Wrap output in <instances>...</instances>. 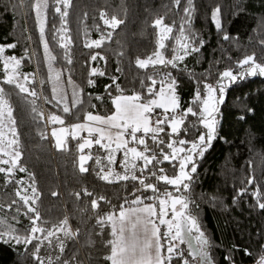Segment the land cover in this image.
Segmentation results:
<instances>
[{
  "label": "trees",
  "instance_id": "1",
  "mask_svg": "<svg viewBox=\"0 0 264 264\" xmlns=\"http://www.w3.org/2000/svg\"><path fill=\"white\" fill-rule=\"evenodd\" d=\"M33 2L34 0H0V46L16 44L15 48L6 49L5 55L23 57L27 49L29 55L34 52L36 58L42 62L44 53L39 41L35 12L32 10ZM185 4L186 0H182L180 7H176L173 0H72L67 17L68 35L73 41V62L69 65L63 59V49L52 39L54 28H59L61 22L50 0L46 25L47 39L54 53L58 55L57 67L68 70L62 71L61 79L69 101L72 87L67 81L71 77L80 91L81 99L86 102L87 110L93 114L108 115L114 111L109 92L113 96L120 94L113 84L114 77L118 78L116 83L124 95L139 93L146 102L152 98L147 94V88L151 86L147 76L151 75L159 81L160 76L157 73L171 71L179 84L177 91L183 109L192 103L198 88L203 90V84L198 81H203L205 76L208 77V83L215 84L219 72L227 68L238 72L235 61L253 53L258 62L264 63V46L260 44V40L264 39V0H194L191 30L204 41L200 51L188 55L176 69L162 65H149L146 69L137 68L135 60L146 59L157 48L159 29L153 25L158 18H163L164 24L173 27V33L164 41L166 47L162 50L166 57L172 56L171 48L175 46V37L179 35ZM217 6L221 8L223 30L235 37V42L224 41L222 34L212 24L211 11ZM101 12L105 13L108 19L116 16L124 23L113 31L104 25ZM109 31H112L110 39L107 38ZM101 35L105 36V40L100 48L85 47L86 43L99 39ZM97 53L105 59L101 60L98 56L96 61H92L91 55ZM93 67L105 75L89 77ZM117 68L121 71H117ZM21 71L39 72L30 87L51 97V85L46 83L41 88L39 84L41 78L47 77V69L42 63L38 67L36 59L31 62L24 60ZM3 75V66L0 63V80ZM89 78L94 82L92 85L87 82ZM3 86L6 89L10 87ZM155 88L159 90V82ZM97 96L103 97V100H97ZM13 101L14 115L22 121L18 129L23 144L21 163L35 178L40 199L34 207L40 212L42 219L48 222L43 226L51 229L52 225L59 224L67 216L69 227L73 231L79 230V238L73 240L65 238L62 233L57 234L67 245L64 256L71 257L76 253L80 264H108L103 257L109 253V249L104 246L103 241L111 238L108 235L110 228H105L104 236L95 235L93 226L96 221L90 201L104 196L105 200L98 199L100 208L97 211H119V206L125 199H134L132 193L139 187L138 181L109 184L98 179L96 173L100 170L94 157L85 165L89 172L81 174L78 161L81 153L77 148L81 141L72 140L69 136L68 150L58 151L49 134V128L55 125L33 122L29 106L17 97H13ZM91 105L96 107L92 108ZM37 106L45 112L46 117L50 112L64 117L65 125L83 121L82 114L77 121L74 116L64 114L62 109L58 111L52 104L44 103L42 98L37 100ZM194 119L188 118L189 121ZM41 130L48 139H41L38 134ZM204 130L202 126H199V131L189 127L185 138L191 140ZM161 135L167 142V136ZM145 139L159 156V148L150 138ZM136 146L143 150V146ZM165 151L168 149L165 148ZM137 164L142 165V161H137ZM158 167L164 168L169 175L174 172L167 162ZM150 171H156L157 175L163 174L158 168L150 166L149 171L143 174L148 177L146 183H155L161 190L169 187L156 181ZM136 175L140 176L141 173L136 171ZM193 175L191 195L195 203L191 207L198 215L201 228L210 241L209 252L214 264H229L225 257H231L234 264L253 263L264 251V210L259 209L252 196V192L259 190L261 198L264 199V77L255 76L239 80L226 90L225 102L219 106L216 138L204 156L197 160V172ZM249 178L253 179L252 185H248ZM15 179H22L24 186L31 183L27 173L17 171ZM245 187L248 191L237 196L238 190ZM84 188L92 191L94 196L85 197L82 191ZM16 190L18 187L15 180L5 186L4 174L0 173V216L7 217L13 224L15 221H12L11 217L17 216L20 223L16 227L21 232H26L30 226L28 216L33 214L24 215L27 209L23 201L16 197ZM52 192L57 195L53 196ZM77 192L81 193L79 200L74 195ZM135 195L144 198L152 193L149 190L136 192ZM13 200L17 203L13 204ZM145 203L152 201L145 200ZM9 205L11 207H8ZM132 206L135 205L125 204V207ZM96 231H99L98 227ZM51 239L55 246L58 243L57 237ZM89 239L94 243L88 244ZM180 248L184 249V257L191 264V257L187 256V246L181 245ZM32 251V246L25 250L22 245L18 246L13 241H0V264H38L31 255ZM50 255L55 262V257L60 255L59 248H49L48 242L45 241L40 251L44 264H49ZM172 264H180V259L174 258Z\"/></svg>",
  "mask_w": 264,
  "mask_h": 264
},
{
  "label": "snow or ice",
  "instance_id": "2",
  "mask_svg": "<svg viewBox=\"0 0 264 264\" xmlns=\"http://www.w3.org/2000/svg\"><path fill=\"white\" fill-rule=\"evenodd\" d=\"M181 2L182 0H173L176 7H180ZM51 3L61 22L59 28H54L52 39L58 42L59 48L63 49V59L71 65L73 62L71 57L73 41L68 35L67 17L69 9L72 7V0H51ZM49 6L50 0H34L32 4L39 41L43 47L42 62L36 58L34 52L29 55L27 49L23 57L5 55L6 49L15 48L16 44L0 46V63H2L4 72L3 79L0 80V173L4 174L5 186L15 180L18 187L15 195L23 201L27 208V213L24 215L33 214L28 216L30 226L26 232H21L16 227L20 223L17 216L11 217L15 224L10 223L7 217L0 218V241H13L18 246L22 245L25 250L32 246L31 255L38 264H44V257L40 256V251L44 242L47 241L49 248H59L60 255L55 257V262L73 264L75 261V264H80L76 253H73L71 257L64 256L67 245L57 235L62 233L65 238L78 240L79 230L73 231L69 227V218L66 216L59 224H54L49 229L43 226L48 222L42 219L37 208L30 206L29 202L31 205L37 204L40 193L37 190L33 174L21 163L23 144L18 129L22 121H19L14 115L13 101V97H17L23 104L29 106V114L33 122L61 125L51 131V136L55 140L54 147L58 151L68 150L67 139L69 136L72 140L81 141L77 145L78 151L82 153L78 157L81 174L89 172V168L85 165L93 159V155L90 152L83 153L85 149H91L94 144L107 152L103 159L107 160L109 165L116 163V152H123L124 159L120 163L124 169L123 173L115 171L112 167H108L107 171L101 167L96 175L98 179L109 184L119 181H138L139 187H136L132 193L134 199L131 201L125 199V202L119 206V211L113 210L106 213L97 211L100 208L98 199L105 200L104 196H100L98 199L93 198L90 201L96 221L93 226L95 235L104 236L105 228H110L108 235L111 238L103 241L104 246L109 249V253L103 257L108 264H172L174 258H179L180 264H190V261L184 257V249L180 248L181 245H187V256L191 257V264H214L209 252L210 241L201 228L198 215L191 207L195 203L191 195L194 182L193 174L197 172V160L204 156L216 138L217 113L219 106L225 102L226 90L239 80L255 76L264 77V63L258 62L255 53H253L244 55L243 58L235 61L236 68L239 69L238 72L232 68L219 72L215 84L208 83V77L205 76L203 81H198L203 84V90L198 88L194 93L192 103L183 109L177 91L179 84L171 71L157 73L160 76L159 81L151 75L147 76V79L151 81V86L147 88V94L152 98L146 102L142 100L139 93L124 95L123 90L116 83L118 78L114 77L113 84L116 85V90L120 93L113 96L109 92L114 111L108 115L93 114L87 110L86 102L81 99L80 91L71 77L67 81L68 85L72 87V96L69 101L64 82L61 79L62 71L68 70L57 67L58 55L54 53L47 39L46 25ZM194 10V0H186V4L183 6L179 35L175 37V46L171 48L170 59L165 57L162 50L166 47L164 41L168 40L173 33V27L164 24L163 18L156 19L153 26L159 29L157 48L146 59L137 58L135 60L136 67L146 69L149 65H162L176 69L188 55L199 52L204 41L191 30ZM100 15L104 25L113 31L124 23L116 16L108 19L105 17V13L101 12ZM211 22L215 29L222 34L224 41H236L235 37L223 30L219 6L211 11ZM111 37L112 31H109L107 38ZM104 40L105 36L101 35L99 39L86 43L85 47L100 48ZM260 44L264 46V39L260 40ZM98 56L101 60L105 59L99 53L92 54L90 58L92 61H96ZM33 59L37 60L38 67L42 63L47 69L46 79L41 78L39 84L41 88L46 83L51 85L50 98L43 91L38 92L35 88L30 87L39 72L23 73L21 71L22 61L29 60L31 62ZM117 71H121V69L117 68ZM96 75L103 76L105 73L93 67L89 72V77ZM87 82L89 85L94 83L91 78ZM158 82L160 88L156 90L155 86ZM141 84L143 86V81ZM3 85L10 87L6 89ZM108 88L110 89L111 85ZM29 97L32 99H28ZM41 98L44 103L52 104L58 111L62 109L64 114L74 116L77 121L80 120L82 114L83 122L65 126V118L61 115L50 112L46 117L45 112L37 106V100ZM96 99L103 100V97L97 96ZM91 107L95 108L96 105H91ZM157 109L161 111L157 112ZM189 117L195 119L189 121ZM199 126H202L206 131L200 132L191 140L185 138L188 135L189 127L199 131ZM81 133H87V136L82 137ZM138 133L142 135L138 136ZM38 134L42 140L48 139L44 131L41 130ZM161 134L167 136V142ZM126 137L130 139H126ZM145 138H150L153 144L159 148V156L154 149L149 147ZM136 145L143 146V150H139ZM165 148L168 151H165ZM149 153L151 154L149 155ZM135 161H142V165H138ZM100 162L101 158L96 157V164L100 165ZM164 162L174 169L172 175L167 174L164 168L158 167ZM150 166L158 168L159 172L163 173L157 175L156 171H150V175L155 177L156 181L163 182L169 187L161 190L155 183H146L148 177L143 174L149 171ZM17 171L27 173L31 183L25 187V182L22 179L16 180ZM136 171H139L141 175H136ZM252 183L253 179L249 178L248 185H252ZM149 190L152 195L144 198L135 195L136 192H148ZM82 191L85 197L94 196V193L87 188ZM247 191V187L242 188L238 190L237 196H241ZM52 195L56 196L57 193L52 192ZM74 195L77 200L81 199V193L77 192ZM252 196L259 209L264 210V199L261 198L260 191L252 192ZM145 200L152 201V203H145ZM12 203L15 204L17 201L13 200ZM125 204L136 205V207H125ZM16 211L19 213V208ZM97 227L99 231H96ZM54 236L58 241L55 246L51 239ZM87 242L88 244L94 243L91 239ZM62 257L64 258L62 259ZM225 259L229 261V264H234L231 257H225ZM48 262L55 264L51 255L48 257ZM259 264H264V256L261 257Z\"/></svg>",
  "mask_w": 264,
  "mask_h": 264
},
{
  "label": "crops",
  "instance_id": "3",
  "mask_svg": "<svg viewBox=\"0 0 264 264\" xmlns=\"http://www.w3.org/2000/svg\"><path fill=\"white\" fill-rule=\"evenodd\" d=\"M81 122H83V121H81ZM80 135L83 136V137H86L87 136V133H81ZM126 139H130V138L126 137ZM113 147H115V145H113ZM118 152L115 153L116 163H114L112 165H109L108 164V161L105 160V159H103V157H105L107 155V152L105 150L98 149V151L95 154H92V155L95 158V161H96V157H100L101 158L100 165H97L98 168H99V170H100L101 167H104L105 168V171H107V168L108 167H112L115 171L121 172V171H124V169L120 166V161H119L120 160V155H119ZM135 162L137 163V161H135ZM132 207H136V205L135 206H132Z\"/></svg>",
  "mask_w": 264,
  "mask_h": 264
},
{
  "label": "rangeland",
  "instance_id": "4",
  "mask_svg": "<svg viewBox=\"0 0 264 264\" xmlns=\"http://www.w3.org/2000/svg\"><path fill=\"white\" fill-rule=\"evenodd\" d=\"M166 57V56H165ZM166 58H168V59H170L171 57H166ZM157 110H160V109H157ZM161 111V110H160ZM217 120H218V113H217ZM65 126H67V125H65ZM59 127H61V125H55V126H52L51 128H49V134H50V136H51V131H52V129L53 128H59ZM204 131H206V130H204ZM51 138H52V136H51ZM53 139V141H54V143H55V140H54V138H52ZM98 149H100L99 148V146H97V145H93V147L91 148V149H85V152L83 153V154H88L89 152L91 153V154H95V152L96 151H98ZM119 153V155H120V163H121V161L124 159V157H123V152L122 151H119L118 152ZM106 162V161H105ZM4 167H6V166H4ZM124 171H121L120 173H123ZM26 187V186H25ZM29 194H30V190H29ZM30 203V206H32V207H34V205H31V202H29ZM27 209V208H26ZM0 218H4V217H2V216H0ZM195 235V234H194ZM187 246V245H186ZM262 256H264V251L260 254V255H258L257 256V258L255 259V261L253 262V263H250V264H259V261H260V259H261V257Z\"/></svg>",
  "mask_w": 264,
  "mask_h": 264
},
{
  "label": "built area",
  "instance_id": "5",
  "mask_svg": "<svg viewBox=\"0 0 264 264\" xmlns=\"http://www.w3.org/2000/svg\"><path fill=\"white\" fill-rule=\"evenodd\" d=\"M156 111H157V112H160V110H156ZM139 135H142V134H139V133H138V136H139Z\"/></svg>",
  "mask_w": 264,
  "mask_h": 264
}]
</instances>
